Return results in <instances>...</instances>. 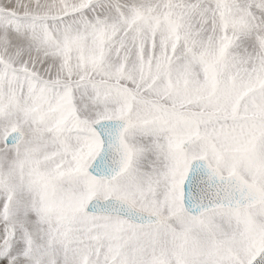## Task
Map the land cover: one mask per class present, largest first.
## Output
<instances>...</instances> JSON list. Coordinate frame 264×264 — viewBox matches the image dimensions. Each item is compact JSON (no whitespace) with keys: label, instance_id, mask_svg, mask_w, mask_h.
<instances>
[{"label":"snow or ice","instance_id":"6c2138e0","mask_svg":"<svg viewBox=\"0 0 264 264\" xmlns=\"http://www.w3.org/2000/svg\"><path fill=\"white\" fill-rule=\"evenodd\" d=\"M0 264H264V0H0Z\"/></svg>","mask_w":264,"mask_h":264}]
</instances>
